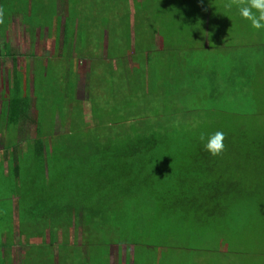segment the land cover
Wrapping results in <instances>:
<instances>
[{"label": "rangeland", "instance_id": "1", "mask_svg": "<svg viewBox=\"0 0 264 264\" xmlns=\"http://www.w3.org/2000/svg\"><path fill=\"white\" fill-rule=\"evenodd\" d=\"M261 4L3 0L0 90L32 88L35 75L36 121L6 126L0 117V237L15 234L9 211L18 196L15 225L21 234L30 230L27 219L37 229L54 228V238L61 234L55 246L68 258L62 264H73V256L75 264H264ZM217 131L225 133V148L214 156L200 135ZM153 132L159 146L149 154L123 159L113 148L97 147ZM60 146L67 148L61 158ZM42 157L48 160L45 176ZM66 165L75 169H64L62 178L59 168ZM231 174L241 182V203L246 199L251 208L243 203L236 212L235 199L230 207L225 199L227 216L209 223L213 192L202 185ZM63 186L66 195L52 199L55 215L48 214L42 208L49 193ZM162 189L171 206L151 195ZM255 192L263 194L253 199ZM201 200L206 204L198 211ZM74 234L85 237L80 251ZM34 243L37 255L53 248Z\"/></svg>", "mask_w": 264, "mask_h": 264}, {"label": "trees", "instance_id": "2", "mask_svg": "<svg viewBox=\"0 0 264 264\" xmlns=\"http://www.w3.org/2000/svg\"><path fill=\"white\" fill-rule=\"evenodd\" d=\"M0 3L3 4V0H0ZM2 8H3V6H2ZM2 61H3L2 60V54L0 51V70H1ZM36 68H37V66L35 67V69ZM35 80H36V76L34 75L33 82H35ZM28 81H30L29 77H28ZM31 87H34V83H33V86L31 85ZM8 89H10V92L7 94V101L3 105L2 111H1V113L3 115L2 117H4L5 121L7 122V123H3V124L6 126H10V125L20 126L22 124V123H20L21 121H24V122L34 121V123H35L36 115H34V117H33L32 113L30 111L31 110V101H32L31 96H27V95L23 96L22 93H23L24 89H21L19 87V84L16 85V87L14 88L13 91L11 90V88H8ZM34 89H35V87H34ZM35 93H36V90H35ZM22 99H24L23 103H22V101H23ZM26 100H28V101H26ZM0 126H2V123H0ZM35 128H36V131H39L40 134H43L41 132L42 131L41 126H39V127L37 126ZM157 136H158L157 132H153V133H150L148 135L145 133H139V135L135 136V139H133L134 137L127 138V140H125L123 142H120V143L118 142L117 145H115V147L114 146L110 147L109 145L108 146H106V145L100 146V144H97V147L102 152H105V150H107L108 152L109 151L111 152V148H113L115 151L114 154H118L120 156H125L123 158V159H125L126 157L130 158L129 156L139 155V154H149V153H152L153 151H156L155 150L156 147L159 146V143H158L159 138H157ZM127 137H130V136L128 135ZM37 142H38L37 144H40V146H41L40 150L37 148V151L43 153L45 145L43 143H41L40 141H37ZM87 146L91 149V147L89 145H87ZM66 149H67L66 146H60L59 149H57L56 155L59 156V158H61L63 156V153H66ZM85 149L87 150V147H85V148L83 147V150H85ZM41 159L45 163V165H41L43 167L42 173L45 176V175H48V167H47L48 160H47V157H42ZM9 165L11 168V161H10V164L8 163L7 173H9V171H10ZM86 166H88V165H86ZM73 167L74 166H67L66 165V168H64V167L59 168L60 176L62 177L64 169H66L68 172V171L74 170L75 168L72 169ZM19 170H20V165L16 164V166L13 167V172L18 173ZM3 171H4V169H3ZM234 176L235 175L231 174L230 178L227 177L226 179L223 175L215 177L214 179L208 178L204 182V184L202 185L203 191L209 190V191L213 192V194L208 196L212 200L209 201V206H207V209H206V214H207V219H208L207 221L209 223H211L213 220H216L217 216H220V217L221 216L222 217L227 216V207L231 206L229 204L230 200L235 199V201H236L235 204H237V206H238V208L236 209V212L240 213V210L242 208L243 203H246L245 207L251 208L248 205V201L246 199H244L245 201L243 203H241V199H243V197H245L244 191L242 189L241 182L234 180L235 179ZM56 178L59 179V175ZM65 181H66V178H65ZM63 188H64L63 190L56 189V190L49 193V196L46 199L49 202V205H47V207L42 208V209L49 208L48 214H51L53 216L55 215L53 213L54 207H51L50 202L52 201V199H54V200L59 199L60 196L63 197L66 195V188L64 186H63ZM94 191H96V190H93V192ZM167 192H168L167 190L163 191V189L161 191L152 190L151 195L153 197H155L157 200L161 199L162 203L160 202V204L162 205V207H164V203L170 205L168 203V196L167 195L164 196L165 194H167ZM94 193H95V195L99 194L98 191H96ZM258 193L259 194L261 193V195L263 194L262 192L253 193V199L255 198V195ZM90 195L91 194H89V197H90ZM104 199H105V196H104ZM225 199H227V207L222 206V203ZM204 201L205 200L200 201L199 206L196 208L198 211H199L200 207H202L206 204V202H204ZM181 202H183V201L180 200L177 204L178 205L183 204ZM239 206H241V207L239 208ZM95 216H97L96 213H95ZM209 217H212V219ZM120 227L122 228V226L119 224V228ZM50 230L53 231V228L51 227ZM77 238H78V236H76V240H77ZM127 248H129V247L127 246ZM88 249L89 250L86 252L89 253L90 257H92L93 254L95 253V251H91L90 248H88ZM65 260H67V259H65ZM93 261H94V259H93ZM70 262H71V259H70ZM134 262H136V261L134 260ZM72 263L73 264L79 263L77 258H75L74 256L72 258ZM40 264H45V263L41 262Z\"/></svg>", "mask_w": 264, "mask_h": 264}, {"label": "crops", "instance_id": "3", "mask_svg": "<svg viewBox=\"0 0 264 264\" xmlns=\"http://www.w3.org/2000/svg\"><path fill=\"white\" fill-rule=\"evenodd\" d=\"M65 14V11H64ZM18 16V15H17ZM14 16V17H17ZM20 20V19H19ZM24 26H26L24 24ZM68 19L67 17H65L64 15V22L62 25V30L63 31H67L68 30ZM28 28L25 29V31H27ZM13 60H14V56H12ZM33 77L32 76V86H33ZM10 92V89L7 90H0V101L2 102V106L0 109V116H3L1 111H2V107L3 105L6 103L7 101V94ZM21 92V91H20ZM23 96L27 95V96H31V113L32 116L34 117V115L36 114L35 112V89L34 87L29 88V89H24L23 91ZM22 103L24 102V99H22ZM28 101V100H26ZM35 112V114H34ZM29 123H34V121H28ZM20 123H24V121H21ZM3 169L6 170L8 169V162H3ZM15 201H13L11 203V207H10V213H11V218H12V223H13V231L15 232V234H13L11 239H8V233H6L1 237H3L1 240V245H0V264H29L32 263L35 264V257H38L40 259V262L38 264H40L41 262L45 263V264H62L66 258L63 257L62 253H61V247L56 248V244L58 243V239L61 237L60 233H56L55 238L53 236V231H51L47 226H44L43 228H36L35 224L33 223V221L30 222L29 219H27V221L29 223H27L25 221L26 225H30V230L28 229L26 232H23L24 234H21V229L20 227L17 225H15V222L17 224V222L19 221V207L20 205L17 203L18 202V196L15 197ZM1 203V201H0ZM25 219V218H24ZM73 232V231H72ZM71 232V234H72ZM60 234V235H59ZM24 235V237H23ZM0 237V238H1ZM84 238L83 235L81 234V236L79 235L77 240L80 239V241H78V243L73 244V246H77L76 249L78 251H80V249L82 248V243H84ZM76 240V236L74 234L73 239L72 240ZM34 242H40L41 243H48L49 245H51L53 248L46 251L45 255H37L33 252V250L31 248H33V246H36L37 244ZM56 242V243H55ZM33 245V246H32ZM36 249H39L38 247ZM18 256V257H17ZM20 256V257H19ZM68 260V258H67ZM72 260V258H71ZM70 261V260H69Z\"/></svg>", "mask_w": 264, "mask_h": 264}, {"label": "clouds", "instance_id": "4", "mask_svg": "<svg viewBox=\"0 0 264 264\" xmlns=\"http://www.w3.org/2000/svg\"><path fill=\"white\" fill-rule=\"evenodd\" d=\"M260 7H264V4L259 5ZM242 15L248 16L249 12L247 9H242L241 12ZM256 27H259L260 25L258 23H255ZM225 139V133L222 131H217L212 135L205 136L203 133L200 135V140L204 141V148L206 151L210 152L212 155H219L225 148V145L223 143Z\"/></svg>", "mask_w": 264, "mask_h": 264}, {"label": "bare ground", "instance_id": "5", "mask_svg": "<svg viewBox=\"0 0 264 264\" xmlns=\"http://www.w3.org/2000/svg\"><path fill=\"white\" fill-rule=\"evenodd\" d=\"M120 66V65H119Z\"/></svg>", "mask_w": 264, "mask_h": 264}]
</instances>
